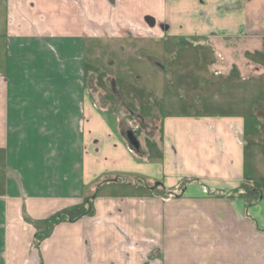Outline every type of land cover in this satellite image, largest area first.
Segmentation results:
<instances>
[{
    "label": "crops",
    "instance_id": "0c3cea01",
    "mask_svg": "<svg viewBox=\"0 0 264 264\" xmlns=\"http://www.w3.org/2000/svg\"><path fill=\"white\" fill-rule=\"evenodd\" d=\"M1 6L0 264H264L259 121L168 114L132 130L134 146L85 81L86 38L109 35L205 39L238 53L252 83L264 75V0Z\"/></svg>",
    "mask_w": 264,
    "mask_h": 264
},
{
    "label": "rangeland",
    "instance_id": "374dc122",
    "mask_svg": "<svg viewBox=\"0 0 264 264\" xmlns=\"http://www.w3.org/2000/svg\"><path fill=\"white\" fill-rule=\"evenodd\" d=\"M4 22L1 6L0 43ZM209 44L205 39L89 36L85 44L87 95L107 112V118L113 115L128 144L130 137L135 139L132 130L160 125L168 114L247 112L261 127L252 143L264 151V75L249 84L241 81L238 53L227 58ZM108 187L116 191L115 196L129 190L120 184ZM126 247L139 249L137 257L143 261L145 248L136 241Z\"/></svg>",
    "mask_w": 264,
    "mask_h": 264
},
{
    "label": "water",
    "instance_id": "95a60500",
    "mask_svg": "<svg viewBox=\"0 0 264 264\" xmlns=\"http://www.w3.org/2000/svg\"><path fill=\"white\" fill-rule=\"evenodd\" d=\"M131 143H132L134 146H137V144H136L135 142H134V143H133V142H131Z\"/></svg>",
    "mask_w": 264,
    "mask_h": 264
},
{
    "label": "flooded vegetation",
    "instance_id": "af4514ba",
    "mask_svg": "<svg viewBox=\"0 0 264 264\" xmlns=\"http://www.w3.org/2000/svg\"><path fill=\"white\" fill-rule=\"evenodd\" d=\"M133 139L131 138V141H132ZM133 142V141H132Z\"/></svg>",
    "mask_w": 264,
    "mask_h": 264
},
{
    "label": "trees",
    "instance_id": "16d2710c",
    "mask_svg": "<svg viewBox=\"0 0 264 264\" xmlns=\"http://www.w3.org/2000/svg\"><path fill=\"white\" fill-rule=\"evenodd\" d=\"M130 137V136H129ZM130 140H131V137H130Z\"/></svg>",
    "mask_w": 264,
    "mask_h": 264
}]
</instances>
